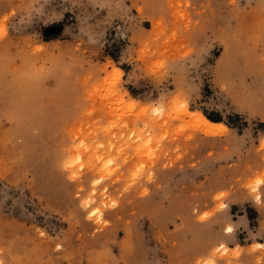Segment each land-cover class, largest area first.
<instances>
[{
    "label": "rangeland",
    "instance_id": "1",
    "mask_svg": "<svg viewBox=\"0 0 264 264\" xmlns=\"http://www.w3.org/2000/svg\"><path fill=\"white\" fill-rule=\"evenodd\" d=\"M262 173L264 0H0V264H264Z\"/></svg>",
    "mask_w": 264,
    "mask_h": 264
},
{
    "label": "clouds",
    "instance_id": "2",
    "mask_svg": "<svg viewBox=\"0 0 264 264\" xmlns=\"http://www.w3.org/2000/svg\"><path fill=\"white\" fill-rule=\"evenodd\" d=\"M126 0H121V4L119 6H113L110 4L109 0H104V7L110 8L111 10L116 12L117 17H119L120 12L122 10V5L125 3ZM89 37L90 43H96L97 40L95 38L94 33L92 32L91 28L89 27L86 33ZM29 55L33 53L29 51ZM162 67L167 70V65H162ZM190 103L188 100L187 94L183 91V89L178 90L170 100V104L176 108L183 106H187ZM247 193L251 196V198L258 204L264 205V173L254 175L249 182L244 185ZM221 196H227L228 193H221ZM201 220L206 219L205 217H200Z\"/></svg>",
    "mask_w": 264,
    "mask_h": 264
},
{
    "label": "bare ground",
    "instance_id": "3",
    "mask_svg": "<svg viewBox=\"0 0 264 264\" xmlns=\"http://www.w3.org/2000/svg\"><path fill=\"white\" fill-rule=\"evenodd\" d=\"M117 72L121 74L122 70L120 68H117ZM196 116L200 125L204 126V128L209 132L225 128V125L223 123L213 122L209 120L202 112L197 113Z\"/></svg>",
    "mask_w": 264,
    "mask_h": 264
},
{
    "label": "trees",
    "instance_id": "4",
    "mask_svg": "<svg viewBox=\"0 0 264 264\" xmlns=\"http://www.w3.org/2000/svg\"><path fill=\"white\" fill-rule=\"evenodd\" d=\"M209 119H211L212 121H215V122H222V119L221 118H218V117H214V116H210V115H207Z\"/></svg>",
    "mask_w": 264,
    "mask_h": 264
},
{
    "label": "snow or ice",
    "instance_id": "5",
    "mask_svg": "<svg viewBox=\"0 0 264 264\" xmlns=\"http://www.w3.org/2000/svg\"><path fill=\"white\" fill-rule=\"evenodd\" d=\"M229 231H231V229H229Z\"/></svg>",
    "mask_w": 264,
    "mask_h": 264
}]
</instances>
